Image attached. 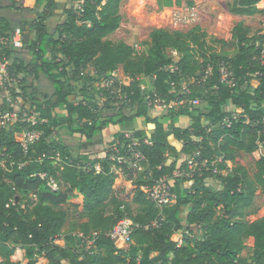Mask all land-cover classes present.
<instances>
[{
	"label": "trees",
	"instance_id": "1",
	"mask_svg": "<svg viewBox=\"0 0 264 264\" xmlns=\"http://www.w3.org/2000/svg\"><path fill=\"white\" fill-rule=\"evenodd\" d=\"M4 1L7 6H2ZM81 1L71 0L64 11L65 21L51 34L47 22L58 4L38 0L40 14L21 22L23 36L32 37L20 49L0 48V60H12V76L32 77L34 82L43 76L54 90L52 95L38 94L35 84L27 92L23 87L27 80L22 78V94L18 95L26 105L31 104L40 121L32 126L0 128V160L4 161L0 164V264H15L11 258L18 249L26 251L28 264H36L40 258L50 264H264V218L247 220L257 192L264 197V155L256 162L253 177L244 166L229 167L240 153L252 155L264 144V30L253 33L244 22L237 23L232 29L234 55L208 54L211 48L200 42L205 35L154 30L147 55L137 58L133 46L107 39L121 27L123 0H84L79 8ZM261 3L264 0H235L228 11L241 17L264 16ZM19 4L18 0H0V10L19 9ZM158 5L180 7L181 1L159 0ZM13 30L11 22L0 15V37ZM169 51L179 56L178 62ZM88 64L97 80L123 70L128 79L122 93L136 110L133 116L120 111L103 117L95 97L78 103L71 100V81L84 77ZM223 66L234 75L232 87L221 81ZM142 77L153 80V90L167 103L200 100L205 109L187 104L163 117H152L140 88ZM183 86L187 91L179 96ZM101 90L103 97L112 96ZM182 117L189 119L187 126ZM137 120L145 127L134 128ZM111 125L120 129L109 147H116L121 156L140 154L145 179L135 180L127 165L111 161L114 150L96 160L89 155L73 157L58 134L68 130L70 136L91 143ZM26 129L41 133L27 151L15 138ZM129 131L137 144L127 137ZM182 155L193 158L195 169L188 162L180 165ZM58 156L62 162H57ZM117 166L124 171L122 178L114 172ZM178 171L185 174L176 177ZM40 174L53 178L59 191H52ZM160 180L167 181L172 196V204L161 216L142 190ZM209 180L220 183L221 188ZM66 205L82 210L84 221L78 234L97 233L90 252L76 248L82 242L78 234L65 236L63 245L57 243L68 219ZM133 205L138 207L135 217ZM124 218L140 226L127 251L109 236ZM181 232L179 245L173 237ZM247 241L253 245V254L243 259Z\"/></svg>",
	"mask_w": 264,
	"mask_h": 264
},
{
	"label": "rangeland",
	"instance_id": "2",
	"mask_svg": "<svg viewBox=\"0 0 264 264\" xmlns=\"http://www.w3.org/2000/svg\"><path fill=\"white\" fill-rule=\"evenodd\" d=\"M159 0H123L121 4V15H122V23L119 30L113 34H111L107 39L113 43L118 42H127L129 45L133 46L136 50L137 58H142L147 55L150 43V37L152 31L164 29L167 31H180L183 33L193 32L196 35H205L203 39H200L201 43L205 44L206 48H211L208 50V54L212 51H216L218 53H226L228 55H234L235 50L233 46L232 39V29L239 22H244L248 27L252 29V32H256L258 30H264V16H256V17H241L234 16L229 13L228 6L233 3L235 0H180V7L173 8H160L158 6ZM175 1V0H174ZM81 4V3H80ZM8 2H2V6H7ZM260 9H264V3L259 5ZM14 12H10L7 8L3 7L0 10V15L7 18L12 27H14V32L16 29L20 28L23 31L22 23L19 21L20 19L25 20V16L20 17L14 15ZM21 15V14H19ZM17 16V17H16ZM29 21V20H27ZM199 28V29H197ZM28 36V35H27ZM24 37V41L26 40ZM217 40L225 41L229 44V46L224 47L222 44H219ZM216 41V42H215ZM26 42V41H25ZM5 47V46H4ZM7 48V47H5ZM169 55L174 58L175 62L179 61V56L175 55L173 52L169 51ZM27 61L30 60V56L27 54H23L22 56ZM11 65L12 60H7ZM85 72V76H80L77 80L71 81L72 86V97L71 100L74 102L84 101L87 97H95L97 105L101 108V114L103 117H111L116 116L120 111L125 114L127 117H131L135 114L136 110L133 108L129 102L122 99L118 95L110 96H102L103 93L100 88L102 87L103 81L107 78H101L97 80L94 75V70L90 64L86 65L83 69ZM72 72V71H71ZM73 74V72H72ZM111 77L117 79L120 82L126 81L128 78L124 75L123 70L119 69L110 74ZM109 76V77H110ZM87 78L94 77V81H87ZM110 77V78H111ZM22 78H26V83L23 85L24 88L27 89V92L30 91V88L36 84L37 93L38 94H46L52 95L54 90L50 83L41 76L38 82H34L32 77H24L21 76L19 81L16 83L14 87H9L8 92H2V98L7 96L12 103L10 107L16 109L27 108L29 109L31 104H25L23 102L22 96L18 95L22 94L20 91V80ZM72 78V77H71ZM74 79V78H72ZM144 83L141 85V89L143 91V95L145 98L152 92L153 88V80L150 78L142 77ZM107 80V79H106ZM254 85L257 82H253ZM16 87V88H15ZM111 88L116 89L115 85H112ZM187 91V87L183 86L179 91V96L185 94ZM6 98V97H5ZM109 100H114V103L109 102ZM116 101V102H115ZM177 102L176 106L182 107L183 101ZM185 102V100H184ZM204 103H202L199 108L205 109ZM180 107H177V111ZM169 109L164 106H156L150 109V115L152 117H163L167 115ZM181 122L184 126H187L190 122L188 118L182 117ZM145 125L142 121H136L134 123V128L139 129L143 128ZM118 125H111L107 130L103 133L98 134L91 143H87L82 141L78 137H72L69 135L68 130H60L58 134L61 135L63 142L71 149V154L73 157L79 158V156L86 155L87 152L91 156L90 160H96L105 158L107 156V152H111V150H115L113 147H109V144L113 141L114 135L119 131ZM132 131L128 132L127 137L133 142V144H137L138 141L133 139ZM132 144V145H133ZM259 151L255 152L252 155H248L245 153H240L235 163H229V167H233L235 165H241L247 168L251 177H253L256 172V162L259 161L264 155V144L260 145ZM104 152V153H103ZM103 154V155H102ZM105 154V155H104ZM1 156V155H0ZM133 158L135 160V155L133 154ZM112 159V157H110ZM184 162H188L192 165L193 158L187 156L180 157V165ZM82 163V162H81ZM141 166V170L137 173L134 179H145V165L143 162H138ZM0 164H4V161L0 160ZM114 172L122 178L124 171L118 166L114 168ZM185 171H178L175 173L176 177L183 176ZM210 184H214L216 188H221L220 183L213 182L212 180L208 181ZM64 190L63 187H61ZM172 197V196H171ZM64 209L68 212V219L63 228L61 239L58 240V244H64V237L68 234H78L79 226L84 221L81 218L82 210L81 208L76 209L73 206L66 205ZM157 213L161 216L162 209L156 208ZM133 217L138 214V207L133 205ZM188 214V209L185 207L182 209L181 217L182 219H186ZM132 217V218H133ZM261 218H264V197L261 192L258 191L255 197V203L253 208L248 211L247 220L249 222H255ZM199 234H201L199 232ZM182 232L181 234H175L173 240L178 241L181 245L182 243ZM246 248L242 254L243 259H249L253 254V245L251 242L247 241L245 243ZM80 251L84 248V242L78 243L76 246ZM121 250L123 248L120 247ZM127 250V248H124ZM78 250V251H79ZM1 261V260H0ZM11 261L15 264H28L29 260L26 258V251L22 249H18L15 255L11 258ZM36 264H46V260L39 259ZM69 264V263H64Z\"/></svg>",
	"mask_w": 264,
	"mask_h": 264
},
{
	"label": "built area",
	"instance_id": "3",
	"mask_svg": "<svg viewBox=\"0 0 264 264\" xmlns=\"http://www.w3.org/2000/svg\"><path fill=\"white\" fill-rule=\"evenodd\" d=\"M84 3V0L81 1V4ZM81 4L79 8H81ZM24 44V37L22 34V30L20 28L16 29L13 33L8 34L6 36L0 37V48L5 47H11L14 49H20L22 48ZM174 53V52H173ZM177 55L176 53H174ZM9 67L10 64L7 60L3 59L0 60V128L1 129H9L12 128L15 125L18 124H29V126H32L40 121L39 114L35 113L34 110L31 108H22V109H16L10 107L12 101L7 98V96H4L2 98V92H8L9 87H14L16 83L19 81V79L15 76H12L9 73ZM211 73V70H209V74ZM111 77V76H110ZM107 77L103 83L102 87L100 88L105 90L107 93H110L111 95H118L122 99L126 100V96L122 93V86L125 82H120L117 79L113 77ZM220 77L222 83H224L226 86H234V75L232 72L229 71V69L226 66H223L220 70ZM115 85L116 89H112L111 86ZM16 88V87H15ZM153 89V88H152ZM102 95V94H101ZM6 97V98H5ZM149 102V106L151 108H154L156 106H164L169 110H177L176 106L177 101L175 103H167L165 100L161 99L155 90H152L151 94L146 98ZM127 101V100H126ZM183 104L182 106H186L187 104L192 107H199L202 102L200 100H195L191 102H187L185 100H182ZM41 137L40 132L32 131L29 129H26L22 133L16 134L15 138L16 141L23 147L25 151H27L31 146L36 144ZM114 153L111 155L112 159L111 161H118L121 165H127L128 169L133 173V176L136 177L137 173L142 169L140 164L138 163L143 162V157L140 154L133 153L132 157H127L126 155L121 156L120 152L116 147H114ZM57 162H62L60 157L58 156L56 158ZM205 166V163L203 164ZM195 167L194 164L191 165V170ZM195 169V168H194ZM39 177L42 180H47L48 186L52 189V191H59V186L56 183V181L51 178L47 174H40ZM143 192L146 194L147 198L152 201L156 208L164 209L167 206H170L172 204L171 200V194H170V188L166 180H160L158 181L153 187H143ZM140 226L138 223H136L134 220L130 218H124L120 220L117 225L114 227L112 232L110 233L111 240L116 243L119 247L123 248L124 251H127L132 243V235L136 229H138ZM97 233H92L89 236H85L83 233H79L77 237L82 239L84 242V249L86 252H90L93 250L94 242L96 239ZM58 243V240H57ZM180 245V243H179ZM124 248H127L125 250ZM44 259L45 258H40ZM46 264H50L46 260Z\"/></svg>",
	"mask_w": 264,
	"mask_h": 264
},
{
	"label": "crops",
	"instance_id": "4",
	"mask_svg": "<svg viewBox=\"0 0 264 264\" xmlns=\"http://www.w3.org/2000/svg\"><path fill=\"white\" fill-rule=\"evenodd\" d=\"M18 1L20 3L19 7H18L19 9L7 8V10L10 11V12H14L15 13V14L12 15V17H15L14 15H17V16H20V17L25 16V20L24 19L23 20L20 19L19 20L20 22L27 21V20L31 21L32 19H34L36 17L37 13L40 14L41 9L36 10V7H37L36 4H37L38 0H18ZM55 1L58 4V8L55 11L54 15L47 22L48 31L51 34H53L55 32L56 28L65 21L66 16L64 14V11H65L66 8H69L71 6V0H55ZM19 14H21V15H19ZM26 36L27 37H25L26 38L25 41L28 42V40L32 36L29 35V34H26ZM125 43H127V42H125ZM127 44H129V43H127ZM48 56H50V54ZM104 131H103V135H104ZM83 153H86V155H89V153H87V152H83ZM89 157L91 158L90 155H89Z\"/></svg>",
	"mask_w": 264,
	"mask_h": 264
}]
</instances>
